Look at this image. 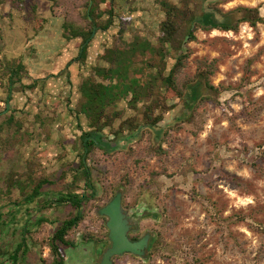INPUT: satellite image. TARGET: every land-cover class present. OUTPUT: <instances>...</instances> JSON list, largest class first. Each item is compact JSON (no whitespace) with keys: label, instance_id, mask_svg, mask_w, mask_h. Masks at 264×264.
<instances>
[{"label":"rangeland","instance_id":"1","mask_svg":"<svg viewBox=\"0 0 264 264\" xmlns=\"http://www.w3.org/2000/svg\"><path fill=\"white\" fill-rule=\"evenodd\" d=\"M55 1L24 0L19 9L10 0L0 4V59L21 56L29 69L24 83L42 79L34 92H12V100L0 102V119L11 109L26 114L10 150L0 151V188L6 172L19 160L22 164L32 159L51 174L60 171L62 162L77 164L83 152L79 136L87 130L86 123L80 119V127L76 126L71 110L78 96V78L88 66L79 68L75 60L78 44L61 34L65 18L80 20L83 0ZM130 1L135 9L132 28L154 39L163 13L154 0H117L116 12L127 13ZM214 3L225 21L234 19L228 12L238 6L257 7L264 17V0ZM116 29L114 25L106 33L98 31L92 36L87 65L102 64L96 55L111 43ZM188 47L191 57L184 73L189 77L196 72L197 60L215 61L210 82L224 88L220 104L204 102L190 124L183 101L173 97L168 103L175 107L155 128L124 133L119 148L110 153L93 149L86 163L96 182V200L85 205V219L76 232L100 234L97 211L119 193L126 205L156 209L158 215L139 225L138 234L156 237L147 259L123 256L115 264H190L193 257L201 264H264V21L256 28L241 23L236 31L198 30ZM65 69L68 75L61 74ZM241 92L257 105L253 114ZM0 95L6 96L1 90ZM36 112L46 117L44 130L35 123ZM159 145L165 153L155 152ZM60 187L45 189L54 192ZM16 196L13 192L10 197ZM8 199L0 192V207ZM66 215L64 209L55 208L50 219L59 222ZM3 235L0 231V240ZM87 247H64L63 253L75 264L76 257H88Z\"/></svg>","mask_w":264,"mask_h":264},{"label":"trees","instance_id":"2","mask_svg":"<svg viewBox=\"0 0 264 264\" xmlns=\"http://www.w3.org/2000/svg\"><path fill=\"white\" fill-rule=\"evenodd\" d=\"M50 1L56 3L55 0ZM204 1L154 0L164 15L158 23V35L154 39L132 28V12L135 9L131 5L127 6V13L116 12L117 0H83L80 20H63V39L76 41L79 49L75 60L79 68L88 66L86 73L78 78V96L71 110L76 119V126L80 127V119H84L86 123L87 130L79 136L83 152L79 155L77 164L62 163V170L57 176L45 173L41 164L32 159L22 164L19 160L9 168L0 188V192L9 197L13 192H17L16 197H10L15 206L36 201L40 210L50 208L51 203H68L75 209L76 212L58 226L51 238L50 247L55 255L52 264H62L60 246L74 244L71 238L65 236L79 227L84 219L82 208L96 193L92 169L82 158L85 149L87 159L88 154L96 147L105 152L115 150L118 147L117 141L124 133L137 130L145 132L155 128L163 119V115L175 107V104L168 103L173 97L183 101L188 110L186 119L190 124H194L196 109L204 102L220 104L219 96L224 88L210 82V76L216 69L215 61L197 60L194 75L189 77L184 73L191 57L188 44L196 40L198 30L236 31L241 23H248L256 28L258 23L264 21V17L260 15L257 7L238 6L228 12L234 15L233 20H218L213 11H204ZM2 2L3 0H0V4ZM10 2L16 9L24 4V0ZM216 6V3L208 4L210 9L220 12ZM32 9L34 16L36 11L34 7ZM114 25L117 29L111 35V43L96 55L102 64L87 65L93 30L96 31L95 34L98 31L104 34ZM28 70L21 56L0 59V90L6 95L4 99L0 95V102L12 100V92L36 90L39 80L42 79H32L29 83H24L29 74ZM62 73L68 75L66 69L61 71ZM197 83H200V88H197ZM240 94L247 110L253 114L258 108L257 105L249 100L245 93ZM121 102L124 103L122 107ZM128 111L132 114L126 115ZM34 120L41 130L46 128L47 120L42 113L36 112ZM25 121L26 114L15 109L9 110V113L0 119V151L10 150L11 141L17 140L16 136H19ZM117 121L119 122L116 124ZM110 135L112 138L108 139ZM87 136L91 138L84 144ZM155 152L163 154L166 151L159 145ZM64 156L59 154L58 157L63 159ZM68 174L70 181L63 185L65 191L58 192L54 200L40 198L47 191L45 187L52 186L56 180H65ZM80 189L82 192L78 193ZM14 213L13 210L9 211L11 216ZM43 222H46V219L40 217L36 223ZM2 224L0 210V225ZM11 260L12 264H18V249ZM190 264L201 262L193 257Z\"/></svg>","mask_w":264,"mask_h":264},{"label":"flooded vegetation","instance_id":"3","mask_svg":"<svg viewBox=\"0 0 264 264\" xmlns=\"http://www.w3.org/2000/svg\"><path fill=\"white\" fill-rule=\"evenodd\" d=\"M133 132L131 133L133 134ZM125 136L117 141L118 147L115 150L119 148V143ZM111 138L112 135L108 139ZM70 149L74 150V146L71 145ZM98 149L106 154L112 152H105L100 148ZM62 163L60 165H63ZM65 163L73 162L70 161ZM61 170L62 167H60V171H55L57 174H55V172L51 174L57 176ZM69 181V174L65 180H56L55 184L48 187L57 188L59 185L61 187L54 192L47 190L40 198L54 200L58 192L65 191L63 185L65 183H69ZM93 182L96 183L94 179ZM81 192L82 189L78 191V193ZM96 194L97 192L95 193L94 198L86 202L85 205L90 201L96 200ZM4 197L8 198L9 196L4 195ZM11 201V198L5 201V204L3 205L4 207H2L6 208L5 212L0 209L2 212L3 223L0 225V231L4 233L0 240V264H12L11 258L17 249L18 264H30L31 261H35L37 264H52L54 262L55 255L52 253L50 247L51 238L58 226L71 216V214L76 212L75 209H73L68 203H51L50 208L40 210L36 201L31 204L21 203L18 206H15V204L11 203ZM85 205L82 208L83 213ZM55 208L57 211L64 209L67 214L59 222H55V220L50 219L51 211ZM10 210L15 211L13 216L9 214ZM97 213L99 220H101L97 229V232H100V234L84 232L79 235L76 232L77 229L75 231H70L65 237L71 238L74 244L60 246L63 258L62 264L71 263V257L63 253V248H75L80 244L88 245V249H85V253L88 257H85L84 259L80 256L76 257L75 264H115V260L123 256H131L132 258H140L143 260L147 259L148 253L150 252L156 237L154 234L150 233L143 235L138 234L140 230L139 225L140 222L147 217L156 218L158 215V211L156 209H149L146 206L137 204L128 206L126 203L122 202L119 193H116L108 199V201L97 211ZM40 217L45 218L46 222L37 224L36 222ZM15 221H17V223ZM53 224H55V227L51 228V225ZM45 231H48V233L46 232L47 235L43 237Z\"/></svg>","mask_w":264,"mask_h":264},{"label":"water","instance_id":"4","mask_svg":"<svg viewBox=\"0 0 264 264\" xmlns=\"http://www.w3.org/2000/svg\"><path fill=\"white\" fill-rule=\"evenodd\" d=\"M215 1H216V0H205L204 3H203L204 11H213L214 14H215V17H216L218 20H222V18H221V16H220L219 13H217L215 10H212V9H210V8L208 7V4H209V3H214ZM94 34H95V30H93L91 37H92ZM87 42H88V41H87ZM83 46H84V44L82 45V47H83ZM7 109H8V103H7L6 110H7ZM89 138H91V137H86V138L84 139L83 143L86 144V141H87ZM86 151H87V149H85V153H84V155H83V157H82V158H83V161H85V154H86Z\"/></svg>","mask_w":264,"mask_h":264},{"label":"crops","instance_id":"5","mask_svg":"<svg viewBox=\"0 0 264 264\" xmlns=\"http://www.w3.org/2000/svg\"><path fill=\"white\" fill-rule=\"evenodd\" d=\"M129 5H131V6L133 7V2H132V1L128 2V3H127V6H129ZM132 13H133V12H132Z\"/></svg>","mask_w":264,"mask_h":264}]
</instances>
